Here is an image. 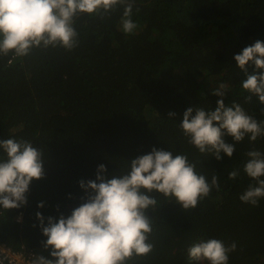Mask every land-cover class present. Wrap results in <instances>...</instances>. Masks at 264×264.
Listing matches in <instances>:
<instances>
[{"label":"trees","instance_id":"trees-1","mask_svg":"<svg viewBox=\"0 0 264 264\" xmlns=\"http://www.w3.org/2000/svg\"><path fill=\"white\" fill-rule=\"evenodd\" d=\"M123 10L118 5L77 16L78 43L70 51L0 55V141L32 142L43 153L44 169L43 179L31 182L26 205L0 209V248L24 246L50 258L37 213L45 226L49 217L67 218L88 195L80 181H95L100 165L110 178L155 148L187 155L209 183L218 176L219 190L188 212L154 194V249L128 264H203L190 260L188 250L213 238L236 244L229 264H264V198L256 207L239 199L257 186L243 169L249 151L264 153V136L246 137L231 158L221 154L217 161L192 146L180 128L188 107L215 109L219 97L212 92L220 84L226 104L264 121V105L248 99L241 87L245 73L234 61L245 47L264 42V0H134L138 27L132 34L121 30ZM253 72L248 65L247 73ZM233 170L239 175L229 179Z\"/></svg>","mask_w":264,"mask_h":264},{"label":"clouds","instance_id":"clouds-1","mask_svg":"<svg viewBox=\"0 0 264 264\" xmlns=\"http://www.w3.org/2000/svg\"><path fill=\"white\" fill-rule=\"evenodd\" d=\"M123 6L121 30L132 34L138 24L132 19L134 0H0V55L27 57L33 49L61 47L72 50L78 43L74 27L79 15L96 16ZM234 61L246 78L243 91L258 98L264 105V42L256 41L245 47ZM254 66L252 74L247 66ZM225 85L212 92L219 97L216 107L206 111L190 106L183 114L180 128L188 142L201 154L220 161L222 155L231 158L235 144L246 137L256 141L264 136V121L246 113L237 103H225ZM264 111V109H262ZM175 113H169L174 118ZM233 143H227L225 137ZM0 209H19L26 205V193L33 180L44 177L43 153L26 140L13 138L0 141ZM244 172L257 186H249L239 199L253 207L264 198V153L252 150ZM102 164L95 181H80L87 193L84 202L65 218L44 217L37 213L42 235L46 237L48 257L33 256L30 264H128L134 257H146L154 245L149 242L153 219L149 210H156V195L171 199L183 210H194L215 188L219 178L209 183L196 165L185 154L157 150L137 157L128 163V169L110 178ZM239 175L229 173V179ZM39 207H43L40 204ZM233 242L225 246L218 239H208L189 248L190 260L203 264H229L230 253L236 250Z\"/></svg>","mask_w":264,"mask_h":264},{"label":"built area","instance_id":"built-area-1","mask_svg":"<svg viewBox=\"0 0 264 264\" xmlns=\"http://www.w3.org/2000/svg\"><path fill=\"white\" fill-rule=\"evenodd\" d=\"M33 256L32 251L24 246L16 252H12L9 248H0V264H30Z\"/></svg>","mask_w":264,"mask_h":264}]
</instances>
